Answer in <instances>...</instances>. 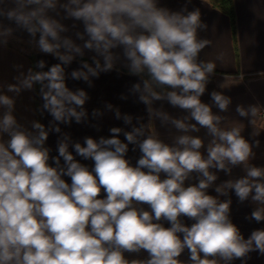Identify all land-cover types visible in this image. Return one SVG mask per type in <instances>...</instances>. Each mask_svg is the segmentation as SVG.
<instances>
[{
    "label": "clouds",
    "instance_id": "obj_1",
    "mask_svg": "<svg viewBox=\"0 0 264 264\" xmlns=\"http://www.w3.org/2000/svg\"><path fill=\"white\" fill-rule=\"evenodd\" d=\"M11 2L14 7L7 12L0 8V17L33 39L39 33L40 51L62 62L45 72L32 74L29 69L22 86L31 89L41 83L43 108L53 119L70 123L75 118L80 123L88 96L66 86L62 65L72 61L71 52L83 53L70 38H61L67 29L48 15L58 0ZM60 7L67 17L83 23L88 36L84 48L103 56L102 69L98 60L95 69L84 63L91 75H98L96 69L112 70L113 50L122 49L129 74L142 77V89L137 83L133 91H142L139 99L147 106L151 134L145 136L141 125L124 132L122 141V129L113 127L110 137L74 143L75 155L65 135L57 143L58 155L50 156L45 126L34 122L35 132L23 129L12 114L14 100L0 94V106L6 109L0 116V264H230L243 262L254 251L264 256V228L254 229L245 239L230 218L231 198L220 200L208 193L218 179L216 172L231 175L233 168L243 166V176L224 181L214 191L228 196L232 190L241 204L251 198L258 207L246 219L264 222V166L250 163L253 144L241 134L242 128L221 127L226 117L212 110L215 105L227 112L231 98L213 90L212 104L201 99L216 63L200 59L211 44L198 36V30L207 27L200 9L172 11L160 0H68ZM12 31L3 28L0 35ZM77 36L83 39V34ZM62 46L65 53L59 51ZM38 66L43 68L45 62ZM71 76L88 80L82 71ZM7 88L20 92L15 84ZM153 100H167L189 115L172 118L152 108ZM236 112L254 118L259 108L238 105ZM116 115L120 117L118 110ZM153 115L182 133L205 129L211 139L205 147L202 137L183 134L169 145L152 131ZM124 119L131 123V117ZM189 119L195 123H186ZM129 144L140 152L134 165L127 157ZM193 173L197 182L186 185ZM185 250L187 262L180 259ZM141 252L147 254L145 259L126 256Z\"/></svg>",
    "mask_w": 264,
    "mask_h": 264
},
{
    "label": "crops",
    "instance_id": "obj_2",
    "mask_svg": "<svg viewBox=\"0 0 264 264\" xmlns=\"http://www.w3.org/2000/svg\"><path fill=\"white\" fill-rule=\"evenodd\" d=\"M234 16L233 19L222 9L212 3L211 0H160L161 6L167 7L172 11H180L187 8L191 11L199 8L201 11V19L206 28L198 30L199 38H206L211 41L201 53L200 59L204 61H213L216 63L215 75L211 77V82L207 85L205 94L202 96V102L212 104L210 93L215 90L223 92L224 95L231 98V104L227 112H220L213 105V112L226 117L221 123V127L230 128L239 126L242 128L241 134L253 144V152L255 156L250 160L251 164L256 166H264V124L260 123L258 115L256 117L244 118L240 117L236 112L238 105L247 109L250 105H256L260 109L264 106V0H232ZM68 0H58L55 10H48V15L56 19L67 30L61 32L63 39L68 37L75 45H78L83 55L71 52L73 59L70 63L63 64L66 86L71 91L82 89L86 92L88 99L83 105L86 115L77 123L75 118H71L70 123H61L53 119L47 110L43 108L44 100L42 98L41 88L44 86L39 82L33 84L31 89L24 88L22 81L29 75V69L32 74L36 72H45L57 63H62L52 54L43 53L38 47L39 33L33 39L26 31L16 28V26L0 17V30L11 27L13 29L10 35H0V94L7 95L14 100L13 115L18 124L23 129L35 132L33 123L39 122L45 126V130L49 132L48 140L45 146L50 148V156H57V143L62 140L65 135L69 137V151L75 155L72 145L76 142L84 144L85 137L99 139L100 137H110L112 134L110 129L119 127L122 129L120 139L124 141L123 133L131 131L134 127L144 126L145 136L151 134L148 124L149 114L147 106L139 99L142 91H133V85L141 83L142 77L129 74L128 61L123 55L122 49L113 50L115 55L113 59V68L110 71L98 72L97 76H93L84 68V63L90 67L96 68L95 61L98 60L100 68L104 66L103 56L95 51L84 48V43L88 36L84 34V25L81 21L67 17V13L60 7L67 4ZM14 7L11 0H0V8L5 12ZM77 33L83 34V39L78 38ZM59 51L65 53L62 46ZM40 61L45 62V66H38ZM73 71H82L88 75V80L83 78L73 79L71 73ZM243 75V80L240 76ZM146 78V77H144ZM15 84L20 86V92L8 91L7 86ZM47 84V81L44 82ZM225 87L221 88L220 85ZM47 91V88H44ZM158 92H164L166 89H155ZM111 105V108L108 106ZM151 107L167 113L170 117L182 119L189 113L178 107L171 106L167 100H153ZM77 108V111H80ZM117 110L120 117L117 118ZM6 109L0 106V116ZM95 113V114H94ZM125 116L131 117V123H125ZM250 119H254L255 123H249ZM186 123H195L189 119ZM152 131L160 140L171 145L175 138L179 135L188 134L200 136L203 138L205 147L211 137L206 134L205 129L199 132L182 133L178 131L172 123H162V118L153 115L151 118ZM58 125L59 132L51 130L53 126ZM259 140V146L255 145V141ZM126 142V141H125ZM133 145L129 144L127 157L131 159L133 165L140 156L139 149L133 151ZM206 155L205 149H201ZM77 160L82 163L91 165V161H84L77 156ZM51 163V161H50ZM63 164V158H61ZM211 171H216L212 169ZM218 179L208 189V193L218 196L220 200L231 198V220L240 229L245 237L251 234L254 229L264 228V222L257 223L255 220L246 219L258 205L249 200L239 203L238 198L232 190H228V196H219L215 191V187L229 179H237L243 176V166L232 169L231 175L223 171L216 172ZM196 174H192V178L186 181L196 183ZM146 207V206H145ZM191 223L190 221H185ZM167 226V225H165ZM127 258L145 259L147 254L141 252L139 254H126ZM181 260L188 261V252L182 254ZM220 264H224L223 261ZM230 264H264V256L258 252L249 253V258L244 260H234Z\"/></svg>",
    "mask_w": 264,
    "mask_h": 264
},
{
    "label": "trees",
    "instance_id": "obj_3",
    "mask_svg": "<svg viewBox=\"0 0 264 264\" xmlns=\"http://www.w3.org/2000/svg\"><path fill=\"white\" fill-rule=\"evenodd\" d=\"M214 5L226 12L231 19L234 16L233 1L232 0H211Z\"/></svg>",
    "mask_w": 264,
    "mask_h": 264
},
{
    "label": "built area",
    "instance_id": "obj_4",
    "mask_svg": "<svg viewBox=\"0 0 264 264\" xmlns=\"http://www.w3.org/2000/svg\"><path fill=\"white\" fill-rule=\"evenodd\" d=\"M258 118L260 123L264 124V106L259 109Z\"/></svg>",
    "mask_w": 264,
    "mask_h": 264
}]
</instances>
